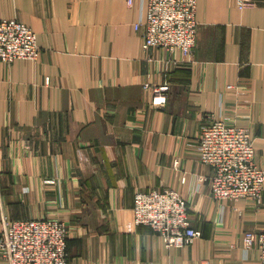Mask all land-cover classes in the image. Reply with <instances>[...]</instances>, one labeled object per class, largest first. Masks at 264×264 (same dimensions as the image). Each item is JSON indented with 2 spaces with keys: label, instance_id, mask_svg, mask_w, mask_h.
Wrapping results in <instances>:
<instances>
[{
  "label": "crops",
  "instance_id": "obj_1",
  "mask_svg": "<svg viewBox=\"0 0 264 264\" xmlns=\"http://www.w3.org/2000/svg\"><path fill=\"white\" fill-rule=\"evenodd\" d=\"M145 6L0 0V19L26 23L41 47L0 61V220L66 221L72 264H259L244 235L264 231V193L260 206L215 198L199 136L220 118L248 127L264 169V0H198L187 59L143 48ZM154 188L188 201L194 243L167 246L134 223L137 191Z\"/></svg>",
  "mask_w": 264,
  "mask_h": 264
},
{
  "label": "built area",
  "instance_id": "obj_2",
  "mask_svg": "<svg viewBox=\"0 0 264 264\" xmlns=\"http://www.w3.org/2000/svg\"><path fill=\"white\" fill-rule=\"evenodd\" d=\"M133 5L135 0H126ZM145 11L136 23L143 28V48H162L191 58L197 45L198 0H143ZM41 47L37 33L16 18L0 19V61L37 59ZM167 81L154 86L156 97L165 98ZM201 160L213 169L209 182L215 198H250L263 203L264 169L256 163V147L248 127L220 118L205 124L199 136ZM178 163V161H177ZM189 203L173 188L139 190L135 195V223L150 226L167 246L192 244L201 236L192 225ZM67 224L57 218L9 220L0 226V259L3 264H71L67 254ZM246 249L257 245L264 264V231H247ZM153 264V263H149Z\"/></svg>",
  "mask_w": 264,
  "mask_h": 264
},
{
  "label": "rangeland",
  "instance_id": "obj_3",
  "mask_svg": "<svg viewBox=\"0 0 264 264\" xmlns=\"http://www.w3.org/2000/svg\"><path fill=\"white\" fill-rule=\"evenodd\" d=\"M5 218H7V217H3L1 220H0V226L2 225V221H3V219L5 220ZM37 218H57V219H59V220H61V221H63V222H65L66 224H67V227H68V238H69V231H70V226H69V224L66 222V221H64V220H62V219H60V218H58V217H37ZM7 219H9V218H7ZM20 219H29V218H20ZM9 220H17V219H9ZM134 223H135V217H134ZM150 227V226H149ZM159 234V233H158ZM161 236V235H160ZM162 237V236H161ZM68 238H67V254H68V261L70 262V260H69V252H68ZM71 263V262H70ZM150 263H153V262H150ZM0 264H3V262L1 261V259H0ZM72 264V263H71ZM149 264V263H148ZM154 264V263H153Z\"/></svg>",
  "mask_w": 264,
  "mask_h": 264
}]
</instances>
